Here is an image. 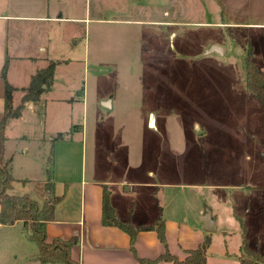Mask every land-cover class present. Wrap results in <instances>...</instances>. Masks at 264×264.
<instances>
[{"label":"rangeland","instance_id":"obj_1","mask_svg":"<svg viewBox=\"0 0 264 264\" xmlns=\"http://www.w3.org/2000/svg\"><path fill=\"white\" fill-rule=\"evenodd\" d=\"M121 1L82 0L87 20L53 28L58 55L72 62L57 68L48 97L32 109L25 102L24 118L9 120L10 192L41 204L62 187L44 188L54 167L95 169L125 180L108 186L126 192L116 201L121 212L161 207L193 224L198 208L212 211L208 255L213 264H238L243 239L264 247V108L245 77L248 56L264 71V0ZM212 46L224 53L208 52ZM39 58L30 70L50 62ZM58 132L72 140L70 158L62 139L53 140ZM36 252L21 222L0 224V264H38Z\"/></svg>","mask_w":264,"mask_h":264},{"label":"crops","instance_id":"obj_2","mask_svg":"<svg viewBox=\"0 0 264 264\" xmlns=\"http://www.w3.org/2000/svg\"><path fill=\"white\" fill-rule=\"evenodd\" d=\"M120 4L122 7H130L127 0H122ZM88 12L89 8L86 4L82 5V0H0V72L5 64L6 80L17 88L15 92L21 91L20 88L27 85L26 83L29 82L31 75L42 68L38 66L30 70L31 65L41 55L44 62L49 60L56 62L52 85L42 95L47 94L48 97L52 93L56 86L55 73L57 68L67 66L72 62L70 59L58 55L62 47H60L58 33L53 28L60 25L62 21L83 22L88 19ZM112 13L116 14V11L113 9ZM94 19L118 20V18H105L103 16ZM149 21L153 23L161 22L159 20ZM17 63H23V66L21 67ZM22 93L19 95V101L14 106L20 103ZM55 98L60 99V97H54L53 99ZM31 107L33 108L34 104L27 103L26 108L32 109ZM2 111L3 83L0 78V116ZM21 118H24L23 113L20 117L12 119ZM9 120L5 128V154L7 153ZM148 125L155 130L156 125L153 119H150ZM64 139L62 138V141H60L59 147L63 152V157L70 158L72 140L65 141ZM26 150L25 147L24 151ZM21 151L23 152V149ZM74 169L72 165H66L63 168L56 166L53 169V187L56 188L57 182H62L60 192L55 195L63 196L54 206L53 219L45 224V235L48 242L56 237L62 239L74 237L75 243L70 248V257L76 264H172V262L165 260L155 262H142L139 260H155L164 252L165 247L154 230L138 231L134 240V251H132L129 235L125 231L117 226L102 223L101 201L104 187L109 193L110 204L114 208L118 219L122 222H129L133 225L150 224L160 216L164 220L167 250L178 259H183L186 251L195 248L206 236L210 239L212 232L203 229L204 221L202 217L206 211L201 207L196 211V214L201 217L195 219L193 224L184 215L177 218L163 215L161 207H158V210L153 209V207L149 209L148 207L146 210H142L140 215L138 212L136 215L135 207L129 208L127 205L121 212L116 201L121 197L126 198L127 194L122 188L113 192L108 186L111 184L124 186L125 180L121 179L114 182L110 178H106L103 173L102 175H100V172L98 174L95 169L92 173L87 174L86 168L82 169L80 174L78 171L75 172ZM155 170V168L149 169L148 175L154 177L157 174ZM161 181L159 185L163 183ZM129 184L135 186L132 193L136 194V186L140 184L136 181L129 182ZM147 185L154 187L155 183H148ZM12 187L13 182L10 190H12ZM10 190L9 193L16 194L10 192ZM209 212L214 227L217 228L216 218L213 216L212 211ZM17 222L11 225H15ZM37 262L41 264L38 260ZM206 263H214L208 253Z\"/></svg>","mask_w":264,"mask_h":264},{"label":"trees","instance_id":"obj_3","mask_svg":"<svg viewBox=\"0 0 264 264\" xmlns=\"http://www.w3.org/2000/svg\"><path fill=\"white\" fill-rule=\"evenodd\" d=\"M56 62L50 61L46 66L36 70L31 75L28 84L21 87L23 92L20 103L13 105V93L17 90L6 80V65L2 66L0 78L3 83V111L0 116V224H13L20 221L22 227L28 231L29 238L35 243L36 259L41 263L76 264L70 257V248L75 243V238H54L48 242L45 235V224L53 219L54 206L63 195L48 196L41 204L33 199L30 194H11L13 177L9 172V159L4 156V143L6 140L5 128L9 119L21 115L25 102L37 103L42 93L48 91L52 85L53 73ZM246 88L253 94L264 108V71L258 69L250 57L245 61ZM63 133L58 132L53 140L62 139ZM54 183L50 179L44 182L45 190H53ZM102 223L113 225L122 229L129 235L130 249L134 251V240L138 231L154 230L165 250L155 260L139 259L140 261L155 262L158 260L170 261L172 264H207L206 257L210 245L209 237L199 243L195 248L186 251L183 259H178L167 250L164 220L159 216L153 223L133 225L118 219L114 208L109 201V193L104 187L101 201ZM238 264H264V247L262 250L249 248L245 239L239 248Z\"/></svg>","mask_w":264,"mask_h":264},{"label":"water","instance_id":"obj_4","mask_svg":"<svg viewBox=\"0 0 264 264\" xmlns=\"http://www.w3.org/2000/svg\"><path fill=\"white\" fill-rule=\"evenodd\" d=\"M223 48L219 47V46H212L208 52H218V53H224ZM264 156V153H263ZM205 216H204V225H203V229L207 232H213L215 230L214 224H213V219L210 217V212L208 209L205 210Z\"/></svg>","mask_w":264,"mask_h":264}]
</instances>
